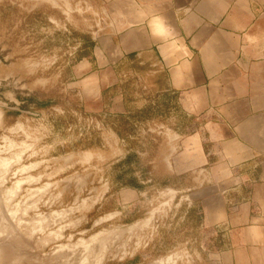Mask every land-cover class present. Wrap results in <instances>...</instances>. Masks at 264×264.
<instances>
[{
	"label": "rangeland",
	"instance_id": "374dc122",
	"mask_svg": "<svg viewBox=\"0 0 264 264\" xmlns=\"http://www.w3.org/2000/svg\"><path fill=\"white\" fill-rule=\"evenodd\" d=\"M88 1L0 0V264H200L188 178L166 165L187 117L133 65L78 72L73 33L104 24Z\"/></svg>",
	"mask_w": 264,
	"mask_h": 264
},
{
	"label": "crops",
	"instance_id": "0c3cea01",
	"mask_svg": "<svg viewBox=\"0 0 264 264\" xmlns=\"http://www.w3.org/2000/svg\"><path fill=\"white\" fill-rule=\"evenodd\" d=\"M87 4L104 24L78 72L95 79L133 65L187 117L166 165L188 178L181 192L200 217V264H264V0ZM111 108L127 114L124 93Z\"/></svg>",
	"mask_w": 264,
	"mask_h": 264
},
{
	"label": "trees",
	"instance_id": "16d2710c",
	"mask_svg": "<svg viewBox=\"0 0 264 264\" xmlns=\"http://www.w3.org/2000/svg\"><path fill=\"white\" fill-rule=\"evenodd\" d=\"M73 36L76 37L80 41V46L78 50V58L79 61H82L83 59L90 58L92 56V50L94 47V40L93 37L89 33H73ZM142 115L149 116L150 111L149 109H145L141 112ZM128 120L127 116H123L122 120ZM127 122V121H126ZM128 122L126 123L127 126ZM200 218V217H199ZM200 223V221H199Z\"/></svg>",
	"mask_w": 264,
	"mask_h": 264
},
{
	"label": "built area",
	"instance_id": "2783aa9c",
	"mask_svg": "<svg viewBox=\"0 0 264 264\" xmlns=\"http://www.w3.org/2000/svg\"><path fill=\"white\" fill-rule=\"evenodd\" d=\"M88 5V4H87ZM89 7V6H88ZM89 9H91L90 7H89Z\"/></svg>",
	"mask_w": 264,
	"mask_h": 264
}]
</instances>
